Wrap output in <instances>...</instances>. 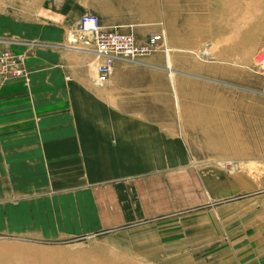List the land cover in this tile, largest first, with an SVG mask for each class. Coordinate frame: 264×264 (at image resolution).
<instances>
[{"label":"crops","instance_id":"1","mask_svg":"<svg viewBox=\"0 0 264 264\" xmlns=\"http://www.w3.org/2000/svg\"><path fill=\"white\" fill-rule=\"evenodd\" d=\"M203 2L208 0H48L47 8L39 9L37 16L54 25L33 40L30 93L17 84L16 106L0 109V249L4 254L23 246L53 250L47 255L18 251L21 256L13 251L14 257L4 259L89 264L93 258L87 254L67 261L59 254L82 251L80 241L120 226L112 212L119 186L143 195L146 217L178 210L176 198L169 197L180 189L175 181L202 176L191 164L202 159L196 157L195 136L201 126H196V109H168L170 78L177 93H196L184 90V79H174L168 67L187 69L195 61L168 59L163 46L196 50V39L214 27L207 16L196 19V3ZM85 12L96 14L103 26L141 39L162 32L164 41L142 62L115 58L108 80L98 84L90 67L95 52L65 43V31L75 22L68 19L77 18L76 28ZM185 74L177 75L193 78L196 70ZM225 119L244 123L236 116ZM177 120L192 121L193 152L170 132ZM222 135L216 138L227 134ZM240 135L236 144L248 146V137L243 143ZM147 189L163 194L165 205L146 197Z\"/></svg>","mask_w":264,"mask_h":264},{"label":"rangeland","instance_id":"2","mask_svg":"<svg viewBox=\"0 0 264 264\" xmlns=\"http://www.w3.org/2000/svg\"><path fill=\"white\" fill-rule=\"evenodd\" d=\"M203 4L196 3V19L207 16L214 26L210 33L196 39V50L166 52L168 59L177 55L195 61L187 69L176 67L175 75V69L168 67L174 79H184V90L196 91L195 95L177 93L170 78L168 109H196V126H201L195 133L196 157L202 159L191 164L200 168L202 176L175 181L180 189L169 197L176 198L178 210L147 217L143 195L119 186L112 212L120 226L80 241L82 251H61L66 261L87 254L93 258L89 264H264V62H258L264 58V0ZM43 6L47 8L48 0H0V109L16 106L17 84L30 93L28 58L33 40L53 23L37 16ZM75 22L65 31V43L93 51L91 42L85 44L90 37L76 31ZM94 55L90 67L95 70L100 59ZM188 69L196 70V77L177 75H188ZM214 116L217 120H210ZM231 116L243 118L244 123H228L225 118ZM181 122L177 120L170 132L178 134L179 142L193 152L192 121ZM223 133L226 137L216 138ZM237 135L243 143L248 137V146L237 145ZM151 192L147 189L146 197L157 198L158 207L165 205L163 194ZM32 247L10 249L6 254L0 249V264H19L17 259L3 257H14L13 251L21 256L18 251L34 249L47 255L53 250ZM19 259L20 264L26 262Z\"/></svg>","mask_w":264,"mask_h":264},{"label":"built area","instance_id":"3","mask_svg":"<svg viewBox=\"0 0 264 264\" xmlns=\"http://www.w3.org/2000/svg\"><path fill=\"white\" fill-rule=\"evenodd\" d=\"M76 31L90 37L93 52L100 61L96 64L95 72L97 82L103 84L112 73V63L115 58H121L130 62H142L148 55L154 53L163 36L151 34L141 39L133 33L119 32L115 27L101 25L99 17L91 12L82 13L77 21ZM21 72V69H19Z\"/></svg>","mask_w":264,"mask_h":264},{"label":"bare ground","instance_id":"4","mask_svg":"<svg viewBox=\"0 0 264 264\" xmlns=\"http://www.w3.org/2000/svg\"><path fill=\"white\" fill-rule=\"evenodd\" d=\"M163 36V40H164V33H160ZM86 50V49H85ZM165 52H168V48L165 49ZM206 55V54H205ZM259 63H263L264 62V58H260V60L258 61Z\"/></svg>","mask_w":264,"mask_h":264}]
</instances>
